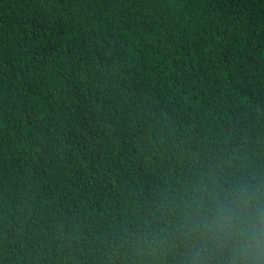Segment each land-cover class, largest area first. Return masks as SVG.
Segmentation results:
<instances>
[{"label":"trees","instance_id":"1","mask_svg":"<svg viewBox=\"0 0 264 264\" xmlns=\"http://www.w3.org/2000/svg\"><path fill=\"white\" fill-rule=\"evenodd\" d=\"M258 207L264 0H0V264H234Z\"/></svg>","mask_w":264,"mask_h":264},{"label":"clouds","instance_id":"2","mask_svg":"<svg viewBox=\"0 0 264 264\" xmlns=\"http://www.w3.org/2000/svg\"><path fill=\"white\" fill-rule=\"evenodd\" d=\"M222 227L234 264H264V207L226 215Z\"/></svg>","mask_w":264,"mask_h":264}]
</instances>
